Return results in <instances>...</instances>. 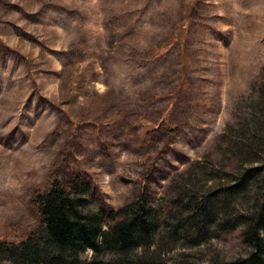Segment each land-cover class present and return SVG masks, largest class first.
Listing matches in <instances>:
<instances>
[{
	"label": "rangeland",
	"instance_id": "obj_1",
	"mask_svg": "<svg viewBox=\"0 0 264 264\" xmlns=\"http://www.w3.org/2000/svg\"><path fill=\"white\" fill-rule=\"evenodd\" d=\"M263 83L264 0H0V240L41 225L54 179L107 215L141 191L165 211L176 175L235 160ZM250 250L238 228L163 258Z\"/></svg>",
	"mask_w": 264,
	"mask_h": 264
},
{
	"label": "trees",
	"instance_id": "obj_2",
	"mask_svg": "<svg viewBox=\"0 0 264 264\" xmlns=\"http://www.w3.org/2000/svg\"><path fill=\"white\" fill-rule=\"evenodd\" d=\"M262 93L264 110V89ZM225 148L235 160L221 162L219 168L212 167L219 163L213 159L196 161L174 177L175 196L165 211L141 191L107 215L87 186L69 190L54 179L34 197L41 225L18 242L0 240V262L166 264L163 257L177 247L192 249L241 228L243 242L251 248L246 256L202 264H264V112L241 124Z\"/></svg>",
	"mask_w": 264,
	"mask_h": 264
}]
</instances>
